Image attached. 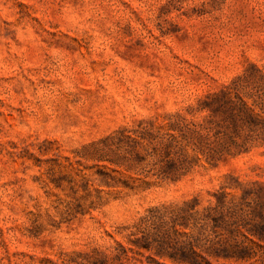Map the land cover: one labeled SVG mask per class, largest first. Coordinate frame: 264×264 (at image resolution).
<instances>
[{
    "label": "rangeland",
    "instance_id": "obj_1",
    "mask_svg": "<svg viewBox=\"0 0 264 264\" xmlns=\"http://www.w3.org/2000/svg\"><path fill=\"white\" fill-rule=\"evenodd\" d=\"M0 264H264V0H0Z\"/></svg>",
    "mask_w": 264,
    "mask_h": 264
}]
</instances>
